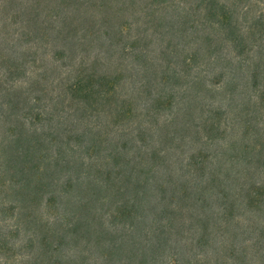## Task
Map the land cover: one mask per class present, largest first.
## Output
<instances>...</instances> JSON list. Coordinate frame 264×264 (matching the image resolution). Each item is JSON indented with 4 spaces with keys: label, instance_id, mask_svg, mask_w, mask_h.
Masks as SVG:
<instances>
[{
    "label": "trees",
    "instance_id": "trees-1",
    "mask_svg": "<svg viewBox=\"0 0 264 264\" xmlns=\"http://www.w3.org/2000/svg\"><path fill=\"white\" fill-rule=\"evenodd\" d=\"M0 264H264V0H0Z\"/></svg>",
    "mask_w": 264,
    "mask_h": 264
}]
</instances>
